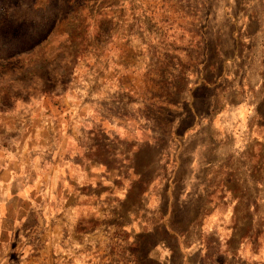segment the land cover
Returning a JSON list of instances; mask_svg holds the SVG:
<instances>
[{
	"label": "rangeland",
	"instance_id": "rangeland-1",
	"mask_svg": "<svg viewBox=\"0 0 264 264\" xmlns=\"http://www.w3.org/2000/svg\"><path fill=\"white\" fill-rule=\"evenodd\" d=\"M261 18L264 0H0V114L35 103L39 116L49 117L45 109L57 103L66 117H112L149 135L143 152L127 159L133 187L127 204L70 210L68 221L31 218L16 237L6 223L0 264H160L154 250L160 245L170 249L168 264H182L162 226L195 234L211 208L205 203L211 191L183 200L185 166L176 170L174 205L167 206L166 189L173 151L197 141L209 153H226L223 169L211 176L212 194L226 199L219 208L230 212L245 248L255 251L250 263L261 264L264 30L253 22ZM241 104L254 112L245 122L249 137L240 135L234 114ZM209 241V261L222 262L217 241Z\"/></svg>",
	"mask_w": 264,
	"mask_h": 264
},
{
	"label": "crops",
	"instance_id": "crops-1",
	"mask_svg": "<svg viewBox=\"0 0 264 264\" xmlns=\"http://www.w3.org/2000/svg\"><path fill=\"white\" fill-rule=\"evenodd\" d=\"M244 13L250 14V11ZM241 17L243 15L240 14L239 18ZM247 22L250 23V20L247 19ZM253 22H256L260 31L264 30L263 18ZM239 58L237 55L236 61ZM228 76L227 70L218 79L227 80ZM188 79L195 83L198 77L189 76ZM45 110L49 117H40L38 106L26 103L0 114L1 242L6 231L11 229V236L16 237L19 225L31 218L35 222H48L55 221L60 216L62 221H68L70 210L85 214L86 206L95 208L106 205L108 201L109 205L122 201L127 204L133 193L132 165L131 162L127 163V159L133 153H142L143 146L147 147L148 132L142 129L134 132L131 123H120L112 117L69 118L65 116V108L57 103H50ZM236 110L234 114L238 118L237 122L240 120L242 125L240 135L249 137L252 130L245 122L254 120V112L243 104ZM196 120L194 118L192 125L197 123ZM189 132H186L185 140L191 143L193 134ZM188 145H180L173 151L177 161L174 175L168 181L166 189L167 206L174 205L176 170L185 166L187 176L181 181L186 189L182 199L187 200L192 193L202 196L211 191L205 196V203L211 208L200 219L195 234L173 232L167 225L162 226L175 239L182 264H260L253 261L250 263L251 254L255 251L245 248L244 235L230 223V212L219 208L226 199H215L212 194L214 186L210 184L211 176L215 170L223 169L221 158L226 153H209L207 143L203 144L201 141L195 142L193 146L190 144V148ZM101 153H107L113 164H107ZM117 159H121L124 170L118 169ZM129 174L130 178L127 177ZM156 199L154 204L158 205L159 191ZM167 214L163 215L160 222L166 220ZM143 221L140 219L141 225ZM6 223H10V229L6 230ZM46 236L39 235L38 238L45 239ZM210 236L217 241L215 255L223 258L222 262L216 259L211 262L208 259L213 248ZM154 250L160 264L169 263L167 257L170 249L166 250L165 246L160 245ZM263 263L264 261L261 262Z\"/></svg>",
	"mask_w": 264,
	"mask_h": 264
}]
</instances>
